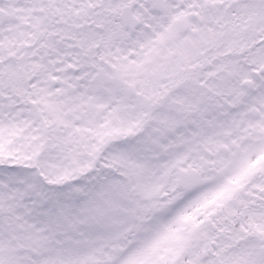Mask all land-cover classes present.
I'll return each mask as SVG.
<instances>
[{"label": "snow or ice", "instance_id": "snow-or-ice-1", "mask_svg": "<svg viewBox=\"0 0 264 264\" xmlns=\"http://www.w3.org/2000/svg\"><path fill=\"white\" fill-rule=\"evenodd\" d=\"M0 264H264V0H0Z\"/></svg>", "mask_w": 264, "mask_h": 264}]
</instances>
